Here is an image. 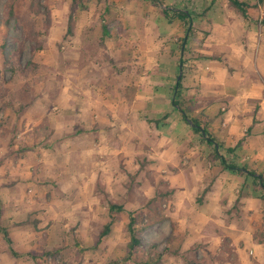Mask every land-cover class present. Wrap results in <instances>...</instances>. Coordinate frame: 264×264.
Instances as JSON below:
<instances>
[{
  "label": "rangeland",
  "instance_id": "374dc122",
  "mask_svg": "<svg viewBox=\"0 0 264 264\" xmlns=\"http://www.w3.org/2000/svg\"><path fill=\"white\" fill-rule=\"evenodd\" d=\"M73 1L41 0L37 5L32 0H0V180L6 175L8 183L1 186L0 182V193L5 199L10 196L1 224L17 237L14 249L25 255L15 258L0 233V264H36L27 253L41 255L55 249L61 252L44 256L38 264L120 262L130 241V213L139 220L142 241L136 260L159 252L164 253L163 264H185L186 260L241 264L238 248L244 243L236 240L235 231L226 234L211 225L193 229V162L188 149L181 144L171 166L159 168L157 161H148L159 157L160 144L154 132L143 135V111H137L139 120L132 125L127 118L133 107L125 99L131 102L137 93L124 72L141 67L143 51L157 45L171 46L180 56L186 27L181 34L174 33L173 24L180 22L176 20L164 31L160 20L166 7L190 10L192 4L185 0H159L154 6L148 0H82L69 35ZM128 9L135 13L142 9L152 20L132 26ZM253 12L262 21L264 4ZM203 13H196L195 25ZM104 25L110 31L108 37H104ZM192 49L188 41L186 59L194 57ZM182 122L188 125L183 118ZM78 129L85 133L77 139ZM133 130L147 143L150 136L154 146L145 141L135 144L130 138ZM76 142L84 146L81 154L68 155ZM251 187L264 201V192L253 179ZM110 202L123 204L125 211L116 215L110 235L99 242L111 221ZM262 215L264 219V209ZM254 240L264 241L263 228Z\"/></svg>",
  "mask_w": 264,
  "mask_h": 264
},
{
  "label": "crops",
  "instance_id": "0c3cea01",
  "mask_svg": "<svg viewBox=\"0 0 264 264\" xmlns=\"http://www.w3.org/2000/svg\"><path fill=\"white\" fill-rule=\"evenodd\" d=\"M185 1L187 5L191 3L190 10L198 14L211 5L209 2L206 6L200 4L207 0ZM242 1L250 5L257 2ZM148 2L152 6L156 4L152 0ZM253 11L250 10L246 19L230 6L228 0H217L207 16L199 18L196 25L194 23L197 31L189 39L195 54L194 57L189 56L192 60L187 61L189 58L186 59L184 55L185 62L181 66V54L177 56V51L171 46L162 49L157 45L143 51L139 63L141 67H128L124 72L131 77L128 85L137 93L131 102L125 99L127 105L133 107L127 118L132 125L139 120L137 111L142 110L145 124L143 135L155 133L159 138V157H152L148 161H157L159 168H169L176 160L178 147L183 144L188 149L193 162V229L211 225L215 229L222 228L226 234L235 231L236 240L240 238L238 242L244 243L242 248H238L241 264H264V243L254 240L255 233L264 229V201L251 187L252 177L239 176L225 170L219 162L209 160L210 147L199 134L183 124L182 116L173 108L172 101L173 87L179 81L177 75L180 73L181 79L183 76V95L199 103L195 117L209 121L210 133L226 148L235 147L241 139L244 140L243 146L236 152L238 160L235 163L243 165L240 161H245L251 170L264 172V27ZM127 16L132 26L139 20L142 26L144 21L148 23V20H152V16L144 15L142 9H137L136 13L128 9ZM166 22L165 17L161 16L160 24L164 31L171 26ZM173 25L174 33L185 31L181 22ZM164 118V122H160ZM76 120L79 126H83V119L78 117ZM149 122H155L154 126ZM146 130H149L148 133ZM83 133L78 129L75 138L78 139ZM130 138L135 144L145 141L134 130ZM148 140L146 144L154 146L150 136ZM78 144H72L73 150L68 155L74 151L81 154L84 146ZM6 178L4 175L0 180L1 186L8 185ZM0 198L3 206L10 201L9 195L5 199L0 193ZM216 217L223 222L216 221ZM199 218L200 223L197 221ZM9 233L16 243L17 237L11 231ZM248 253H252L253 257H249Z\"/></svg>",
  "mask_w": 264,
  "mask_h": 264
},
{
  "label": "trees",
  "instance_id": "16d2710c",
  "mask_svg": "<svg viewBox=\"0 0 264 264\" xmlns=\"http://www.w3.org/2000/svg\"><path fill=\"white\" fill-rule=\"evenodd\" d=\"M153 3L160 4L159 0H152ZM229 4L232 8H234L239 14H241L244 18L249 17V12L252 9H258L261 5L264 4V0H258L257 3L250 5L247 2H244L242 0H228ZM33 4H41V0H32ZM82 0H74L73 5L71 8V15L69 20V26H68V34L72 35L74 31V15L78 11V8L81 4ZM217 2V0H213L211 5L204 11L203 15L206 17L208 13L212 10V6ZM163 15L169 21V23H173L174 21L178 20L183 23V25L186 27V37L182 41L181 46V60L180 65L183 66L184 64V55L186 51V46L188 45V36H191V34L194 33V20L195 17H198V14L194 13L193 11L189 9H182V8H171L166 7L163 10ZM262 25L264 26V19L261 21ZM103 34L104 37H108L110 35V31L107 28L106 25L103 27ZM180 74V73H179ZM178 74V75H179ZM178 77V76H177ZM182 79L180 81H177L176 84L173 87V101L172 105L174 106L175 110H177L183 120L192 128V130L199 134L202 138V140L210 147V155L209 160L213 163L220 162L222 167L230 172L236 173L239 176H249L252 177L254 180V185L261 191L264 192V174H260L256 176V171L251 170L247 166H241L235 163L234 158H230L229 156H233L236 158V152L238 148L243 146L244 140H240L235 147L226 148L224 144H221L209 131V121H202L198 118L191 117L190 114L194 112V110L197 107L198 101L194 99H187L183 96V85H182ZM167 118V117H166ZM159 123V122H158ZM109 211H110V217L111 221L104 226L102 232L100 233L99 242L104 240L107 236L110 235L112 231L113 225L116 223V215L120 214L125 211V206L123 204L113 203L110 202L108 205ZM3 214V203L0 198V233L3 236L4 241L7 243L11 254L15 258H21L25 255L17 252L13 245L14 241L9 233V230L7 227L2 226L1 224V218ZM139 226V220L134 215V213L129 214V222L127 225L128 232L130 234V241L127 245V255L120 261L123 264L128 263H135V264H163V257L164 253H156L153 256H150L148 259H142L141 261L136 260V256L138 251L142 247V241L140 237V232L138 231ZM264 243V241L262 242ZM153 248H156V246H153ZM61 252L60 249L45 251L43 254H35L33 252H29L26 255L31 258L36 264H38L39 260L43 258L44 256H56ZM119 261H113L110 264H120ZM185 264H198L191 260H186Z\"/></svg>",
  "mask_w": 264,
  "mask_h": 264
},
{
  "label": "water",
  "instance_id": "95a60500",
  "mask_svg": "<svg viewBox=\"0 0 264 264\" xmlns=\"http://www.w3.org/2000/svg\"><path fill=\"white\" fill-rule=\"evenodd\" d=\"M178 80H179V81L181 80V75L178 77Z\"/></svg>",
  "mask_w": 264,
  "mask_h": 264
}]
</instances>
